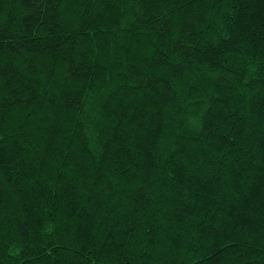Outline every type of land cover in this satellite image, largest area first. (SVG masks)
I'll use <instances>...</instances> for the list:
<instances>
[{"label": "trees", "instance_id": "1", "mask_svg": "<svg viewBox=\"0 0 264 264\" xmlns=\"http://www.w3.org/2000/svg\"><path fill=\"white\" fill-rule=\"evenodd\" d=\"M0 264H264V0H0Z\"/></svg>", "mask_w": 264, "mask_h": 264}]
</instances>
